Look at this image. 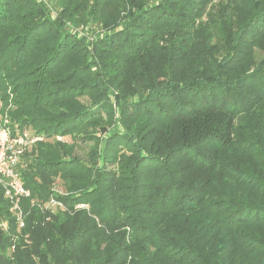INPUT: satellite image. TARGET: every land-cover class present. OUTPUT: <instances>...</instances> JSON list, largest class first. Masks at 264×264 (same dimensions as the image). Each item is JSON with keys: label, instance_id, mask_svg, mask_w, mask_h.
Segmentation results:
<instances>
[{"label": "trees", "instance_id": "obj_1", "mask_svg": "<svg viewBox=\"0 0 264 264\" xmlns=\"http://www.w3.org/2000/svg\"><path fill=\"white\" fill-rule=\"evenodd\" d=\"M210 1L57 0L51 20L0 0V71L35 77L12 132L94 140L92 161L58 140L23 152L22 226L0 187V264H264V0L202 20ZM67 21L111 28L90 45Z\"/></svg>", "mask_w": 264, "mask_h": 264}, {"label": "rangeland", "instance_id": "obj_2", "mask_svg": "<svg viewBox=\"0 0 264 264\" xmlns=\"http://www.w3.org/2000/svg\"><path fill=\"white\" fill-rule=\"evenodd\" d=\"M38 3H43L47 9L49 18L51 20H54L57 17L58 13V6L56 5L55 0H35ZM173 1V0H172ZM218 3V0H212L204 7V9L201 12V19H206L207 13L211 12V9L213 6H216ZM123 12H120L121 14ZM117 19V18H116ZM119 20V19H118ZM198 21V20H197ZM65 27L68 32V34L75 38H84L87 44L93 45L94 42L99 39L100 37L104 36V34L109 33V30L111 27L104 26L101 22L100 24L97 23H80V24H74L70 21L65 22ZM121 27V24L117 27L119 29ZM219 53L222 54L225 52V48L220 47ZM255 57L256 59L260 58L262 53L254 48ZM8 55V54H6ZM6 58V56H5ZM3 60H1L2 62ZM15 72L13 69H5V72L0 71V115L2 119H7L8 123L10 124L12 121L9 117V111H12L16 109L15 102L17 101H25L31 97L29 88L31 87V82L35 79V77H25L21 78V76H16L14 74ZM42 79V77L40 78ZM77 82V80H74V82H71L70 85ZM86 83V82H85ZM71 91V90H70ZM118 95L123 94V89L118 90H110V93L108 94L109 101L111 102L110 111H113V117L116 118L119 116V108L116 105V94ZM127 99H130V102L132 103L134 100H136L135 95H126L124 96ZM71 98V97H70ZM74 99L76 105L75 107L77 109H80L82 107H86L91 105L92 103L91 98L88 95H78L75 98H71L70 101ZM86 105V106H84ZM61 101H56L55 103L51 104V115H53V112L56 113L60 112L61 107ZM125 108V107H124ZM127 108V107H126ZM100 110V109H99ZM98 110V111H99ZM90 111H94L93 109H89ZM100 117H102L104 120H108L112 114L110 112H106L104 110L99 111ZM57 116V115H55ZM59 118H56L55 120H58ZM29 131L30 135H37L33 134L30 130L25 129ZM41 138L38 141L41 142H54V141H60V142H68L70 143V147L73 146V154L76 155L78 158L82 159L83 161H92V148L94 145V140L90 138H85L79 135L71 136V134H61L60 132H52L50 136H45L43 134H38ZM58 137H61V140L58 139ZM109 168H113L114 165H109ZM54 188L63 191L64 188L62 187V184L60 180L56 179L53 182Z\"/></svg>", "mask_w": 264, "mask_h": 264}, {"label": "built area", "instance_id": "obj_3", "mask_svg": "<svg viewBox=\"0 0 264 264\" xmlns=\"http://www.w3.org/2000/svg\"><path fill=\"white\" fill-rule=\"evenodd\" d=\"M40 138L38 134L30 135L27 130H16L13 133L7 119H2L0 115V187L3 196L11 205L10 210L17 216L19 226L23 225L19 200L21 197L29 196V190L24 187L17 167L23 152ZM58 139L61 140V137ZM46 206L53 208L62 205L51 198Z\"/></svg>", "mask_w": 264, "mask_h": 264}]
</instances>
